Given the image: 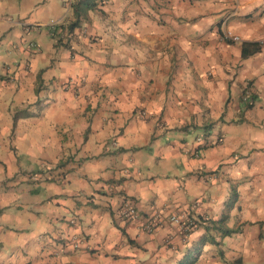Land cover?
Here are the masks:
<instances>
[{"label": "crops", "instance_id": "obj_1", "mask_svg": "<svg viewBox=\"0 0 264 264\" xmlns=\"http://www.w3.org/2000/svg\"><path fill=\"white\" fill-rule=\"evenodd\" d=\"M67 1L0 0V264H264V0Z\"/></svg>", "mask_w": 264, "mask_h": 264}, {"label": "built area", "instance_id": "obj_2", "mask_svg": "<svg viewBox=\"0 0 264 264\" xmlns=\"http://www.w3.org/2000/svg\"><path fill=\"white\" fill-rule=\"evenodd\" d=\"M68 1H67V7L73 0H70L69 2ZM49 27L53 30L55 36H57L60 39L65 38L64 32H62V30L59 27H57L56 23L52 22L49 25ZM224 39L226 41L234 42V43L242 42V39L239 36L233 35L231 33H228L226 37L224 36ZM34 46L35 45H33V47ZM244 100H248V97H244ZM140 115L141 117H147V113L145 111H141ZM165 214L166 213L163 210H156L154 211V213L148 216V218H146L130 202H126L125 206H123L120 211L121 217L128 221L145 218V220H143L141 223V229L149 234L155 233L166 220L173 224H177L178 226L181 227V234L183 239H187L191 231L196 227L194 220L186 219L183 213H172L169 215H165ZM72 242L74 243L75 248H78L80 246V239L78 237L74 236L72 238Z\"/></svg>", "mask_w": 264, "mask_h": 264}, {"label": "trees", "instance_id": "obj_3", "mask_svg": "<svg viewBox=\"0 0 264 264\" xmlns=\"http://www.w3.org/2000/svg\"><path fill=\"white\" fill-rule=\"evenodd\" d=\"M101 1L98 0H79L74 4V15L76 17L75 22L69 25V30L73 31L79 25L80 17L83 16L89 10H95ZM102 3V2H101ZM58 43L62 42L63 40L58 38ZM225 234L229 233L228 230L224 231Z\"/></svg>", "mask_w": 264, "mask_h": 264}]
</instances>
